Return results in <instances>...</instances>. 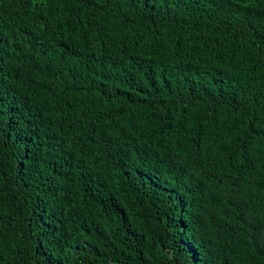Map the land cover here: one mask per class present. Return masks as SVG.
<instances>
[{"label": "trees", "instance_id": "1", "mask_svg": "<svg viewBox=\"0 0 264 264\" xmlns=\"http://www.w3.org/2000/svg\"><path fill=\"white\" fill-rule=\"evenodd\" d=\"M0 264H264V0H0Z\"/></svg>", "mask_w": 264, "mask_h": 264}, {"label": "snow or ice", "instance_id": "2", "mask_svg": "<svg viewBox=\"0 0 264 264\" xmlns=\"http://www.w3.org/2000/svg\"><path fill=\"white\" fill-rule=\"evenodd\" d=\"M33 3H38L40 0H32Z\"/></svg>", "mask_w": 264, "mask_h": 264}]
</instances>
